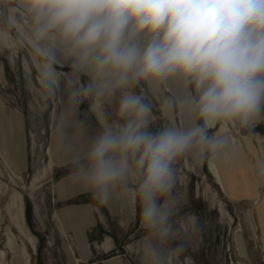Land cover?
Listing matches in <instances>:
<instances>
[{
  "label": "clouds",
  "instance_id": "9594fccd",
  "mask_svg": "<svg viewBox=\"0 0 264 264\" xmlns=\"http://www.w3.org/2000/svg\"><path fill=\"white\" fill-rule=\"evenodd\" d=\"M25 19L26 30L14 38ZM13 43L41 58L46 87L62 93L84 134L79 105L91 98L102 107L118 97L112 118L104 116L82 154L64 126L62 146L99 204L135 185L145 232L140 264H177L185 242L175 219V162L224 158L231 130L264 122V0H0V45ZM170 80L183 90L190 123L153 130L152 105L134 87ZM252 176L264 183V158ZM184 227L193 235L201 230L194 215Z\"/></svg>",
  "mask_w": 264,
  "mask_h": 264
},
{
  "label": "rangeland",
  "instance_id": "374dc122",
  "mask_svg": "<svg viewBox=\"0 0 264 264\" xmlns=\"http://www.w3.org/2000/svg\"><path fill=\"white\" fill-rule=\"evenodd\" d=\"M19 25L21 30L13 29L14 38L26 30L27 20ZM31 51L19 43L0 45V247L10 261L12 253L5 247L4 233L10 226L6 208L14 192L24 198L27 226L36 237V249L25 239L31 264H140L138 242L145 232L135 185L130 184L126 191L118 188L111 202L99 204L75 176L73 157L61 143L64 126L66 132L72 130L82 154L87 137L100 129L92 107L101 103L90 98L80 104L76 119L86 121L84 134L68 114L60 92L50 93L44 76L45 85H40ZM81 79L88 81L87 76ZM134 91L152 105L153 130L190 123L180 104L184 93L178 83L141 82ZM117 103L118 97L104 103V115L112 118ZM231 134L242 140L240 149L249 164L236 165L233 149L221 158L229 196L215 183L207 160L197 163L187 155L175 162L174 190L179 201L175 219L183 228L185 242L177 264H264V183L255 189L252 182L253 165L264 158V122L251 130L233 129ZM50 156L52 171L48 168ZM4 163L17 178H12ZM45 169L47 175H43ZM255 190L258 199L248 195ZM220 202L233 220L220 212ZM189 215L198 218V234L184 227Z\"/></svg>",
  "mask_w": 264,
  "mask_h": 264
},
{
  "label": "bare ground",
  "instance_id": "6f19581e",
  "mask_svg": "<svg viewBox=\"0 0 264 264\" xmlns=\"http://www.w3.org/2000/svg\"><path fill=\"white\" fill-rule=\"evenodd\" d=\"M16 26L18 27L19 30H21V27L19 24H17ZM31 52H32L35 69L39 73L40 85H45V82L43 78L41 77V76H44V71H45L43 67L44 62L41 59H39L38 56H36L33 51ZM58 66L60 67V65ZM67 67L68 66L66 65L61 68H67ZM55 70L57 72L70 71L69 69L68 70H57L56 68ZM60 94L62 96L61 92ZM79 108H80V105H79ZM92 109L97 117V121L100 124V121L105 116L101 106L98 105L97 103L92 107ZM231 136H232V149L234 152V154H232L233 162L236 163V165L248 167L249 159L240 149L241 146L243 145L242 140L236 138L233 134H231ZM49 153L51 154L50 149H49ZM220 160L221 159H218L217 161L212 162V163H209L207 161L206 165L210 171L209 173H211L212 177L215 179V183L221 186L223 190L225 191V193L229 196L230 192L228 188V182L225 179ZM4 164H5L7 172L12 176V178H17L16 174L8 167V165L6 163ZM186 164H188V162H186ZM53 167H54V160H53V157L50 156L48 168L50 171H52ZM43 175H47V169L43 171ZM253 185L255 189L258 187V184L255 182H253ZM248 195L249 197L250 195L251 197L255 196V199H258L257 190H255L252 194H248ZM219 210L221 213H223L224 215H228L229 218L233 220V217L227 212L226 205L224 204V202H220ZM6 212L10 218V226L6 229L4 233L5 247L12 253V259L9 261L7 251L4 248L0 247V264H31V258H30V255L27 249V244L25 242V239L31 244L32 248L36 249V245H35L36 237L31 233L30 229L27 226V221L25 217V202H24L23 196L17 195L13 192L12 195L10 196V201L7 205ZM0 243H1V240H0Z\"/></svg>",
  "mask_w": 264,
  "mask_h": 264
},
{
  "label": "crops",
  "instance_id": "0c3cea01",
  "mask_svg": "<svg viewBox=\"0 0 264 264\" xmlns=\"http://www.w3.org/2000/svg\"><path fill=\"white\" fill-rule=\"evenodd\" d=\"M2 107H3V105H2ZM3 108H4V107H3ZM17 118H21V117L17 116ZM24 156H25V151L23 150V151H22V161L25 160V157H24ZM23 157H24V158H23ZM125 194H126V193H123V194H120V195H121L122 197H124ZM129 194H130V191L127 192V195H129ZM132 202H133V200L131 199L130 203L132 204ZM131 214L134 215V213L132 212V207H131ZM109 264H110V263H109ZM119 264H121V263H119Z\"/></svg>",
  "mask_w": 264,
  "mask_h": 264
}]
</instances>
